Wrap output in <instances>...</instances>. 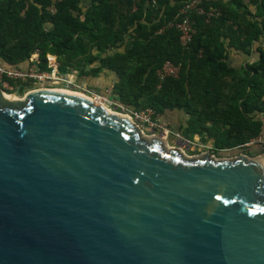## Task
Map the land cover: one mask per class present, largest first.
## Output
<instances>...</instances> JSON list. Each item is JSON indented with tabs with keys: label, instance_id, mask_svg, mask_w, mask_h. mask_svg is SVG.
<instances>
[{
	"label": "water",
	"instance_id": "1",
	"mask_svg": "<svg viewBox=\"0 0 264 264\" xmlns=\"http://www.w3.org/2000/svg\"><path fill=\"white\" fill-rule=\"evenodd\" d=\"M168 137L81 93L0 86V264H264V153Z\"/></svg>",
	"mask_w": 264,
	"mask_h": 264
},
{
	"label": "trees",
	"instance_id": "2",
	"mask_svg": "<svg viewBox=\"0 0 264 264\" xmlns=\"http://www.w3.org/2000/svg\"><path fill=\"white\" fill-rule=\"evenodd\" d=\"M83 1L58 0L51 13L52 0H0V65L27 69L39 53L42 67L52 55L62 74L111 72L122 106L150 109L153 120L185 116L183 137L208 134L217 149L264 132V0L204 1L205 10L220 15L192 14L195 34L187 46L170 24L189 0H91L86 8ZM231 48L256 50L259 59L234 66ZM167 62L179 66L177 77L161 79ZM26 82L32 81L8 79L20 92Z\"/></svg>",
	"mask_w": 264,
	"mask_h": 264
},
{
	"label": "rangeland",
	"instance_id": "3",
	"mask_svg": "<svg viewBox=\"0 0 264 264\" xmlns=\"http://www.w3.org/2000/svg\"><path fill=\"white\" fill-rule=\"evenodd\" d=\"M90 69V67L88 68ZM65 81L51 80L45 83H37L32 81L25 83L22 92H18L19 84L10 85L8 88H1L3 91H14L15 96L22 97L26 93H30L38 89H52V90H70L84 93L93 99H99V102L104 103L107 107L118 113L129 114L132 109L123 107L112 92L113 85L116 81L115 74L105 71L98 77H84L79 76L76 70H70L63 74ZM137 127L141 128L146 134H163L169 135L167 147L183 149L186 157H193L197 154H213L220 159H228L235 157L236 154L225 152L224 149H217L214 146L213 140L208 134L195 135L186 139L182 135L179 121L186 120L180 114H171L163 117H158L153 123L147 121V115L139 114V116H132ZM183 123V122H182Z\"/></svg>",
	"mask_w": 264,
	"mask_h": 264
},
{
	"label": "built area",
	"instance_id": "4",
	"mask_svg": "<svg viewBox=\"0 0 264 264\" xmlns=\"http://www.w3.org/2000/svg\"><path fill=\"white\" fill-rule=\"evenodd\" d=\"M58 0H52L53 4L49 8L51 13L56 12L55 3ZM204 1L212 0H189L185 3L184 7L179 13V21L177 23H171L170 26H175L181 34V43L187 46L193 39L195 30L193 28V21L191 19L192 14L205 15L207 17H213L220 15V12L214 8H210L208 11L202 7ZM44 64L39 58V53L34 54L30 58V66L27 69H17L11 67H5L0 65V85L3 88H8L10 85L8 79L16 81H36L37 83H45L51 80L65 81V76L60 73L56 58L52 55H47L46 67H42ZM179 73V66H176L170 62H167L161 71L159 76L164 79L167 76L177 77ZM124 107V106H123ZM147 115V121L153 123V111L148 109L142 112L131 111L130 115L139 116V114ZM225 152L236 154H247L251 157H256L260 153H264V132L258 137L251 139L250 141L238 145L233 148L224 149ZM235 156V157H236Z\"/></svg>",
	"mask_w": 264,
	"mask_h": 264
},
{
	"label": "crops",
	"instance_id": "5",
	"mask_svg": "<svg viewBox=\"0 0 264 264\" xmlns=\"http://www.w3.org/2000/svg\"><path fill=\"white\" fill-rule=\"evenodd\" d=\"M247 2V1H246ZM84 7H89L91 5V0L83 1ZM253 9V7H251ZM259 59V54L256 50H253L251 54H245L243 52H239L235 49L229 50V60L234 66L245 65L247 63H254Z\"/></svg>",
	"mask_w": 264,
	"mask_h": 264
},
{
	"label": "bare ground",
	"instance_id": "6",
	"mask_svg": "<svg viewBox=\"0 0 264 264\" xmlns=\"http://www.w3.org/2000/svg\"><path fill=\"white\" fill-rule=\"evenodd\" d=\"M43 90H45V89H43ZM54 91H70V90H67V89H62V90H54ZM32 92H34V91H32ZM71 92H76V91H71ZM76 93H81V92H76ZM81 94H84V93H81ZM85 95V94H84ZM18 95H16L15 96V98H19V97H17ZM88 99H92L93 101H97V99H93L92 97H89V96H87V95H85ZM97 102H99V99H98V101ZM107 109H109L108 107H107V105H105L104 103H102ZM110 110V109H109ZM112 111V110H111ZM122 114H124V113H122ZM127 115H129V114H127ZM132 119H133V124H135L134 123V118L132 117Z\"/></svg>",
	"mask_w": 264,
	"mask_h": 264
}]
</instances>
